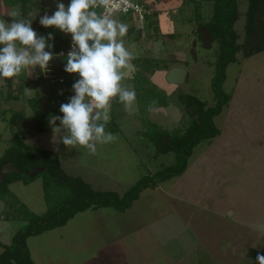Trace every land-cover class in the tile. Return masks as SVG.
<instances>
[{
  "label": "rangeland",
  "instance_id": "obj_1",
  "mask_svg": "<svg viewBox=\"0 0 264 264\" xmlns=\"http://www.w3.org/2000/svg\"><path fill=\"white\" fill-rule=\"evenodd\" d=\"M34 1L39 7L24 15L13 2L6 5L2 0L0 6L8 14L18 7L21 16L30 18L33 29L41 35L45 27L39 23L40 17L45 12L52 15L57 3L67 6V2ZM155 2L158 10L148 19H155L157 32L150 26L135 36L136 16L113 15L128 25L122 39L133 59L121 70V84L135 91L136 102L125 109L118 97L112 100L105 133L117 139L106 144L95 142V154L84 146L64 145L60 138L66 132L60 121H55L54 127L59 129L56 131L48 122L52 115L63 116L60 105L75 95L72 85L80 78L78 73L64 71L65 58L53 56L43 71L39 66L24 69L22 77L31 81L23 91L17 79L12 80V86L5 83L4 92L12 89L18 92V98L1 102L0 109L10 106L25 115L33 113L43 127L41 131L29 129L25 141L57 153L68 174L79 175L94 188L122 194L148 171L155 172L172 163L174 153L154 154L156 147L151 138L156 129L147 121L169 131L183 128L189 115L180 95L192 94L206 107L216 102L211 84L216 42L205 44L198 33L202 25L197 28L201 18L211 15L212 1ZM247 3L238 0L241 14L234 26L241 35ZM8 14L0 18L11 22ZM149 57L157 64L174 59L173 65L187 68V80L179 85L166 82L163 66L149 74L143 72V64L153 61L146 59ZM237 58L241 59L240 53ZM225 74L222 89L230 93V98L214 117L220 132L210 143L201 142L193 148L183 174L143 189L123 212L113 207L86 209L63 226L30 235L26 244L34 264H252L256 255L249 250L264 253V50L239 63H229ZM51 76L66 78L69 90L60 96H48ZM61 84L64 91L67 84ZM154 93L166 94L167 105H153L161 97ZM100 123L103 121L97 122ZM0 136L1 156L12 137L4 117L0 118ZM20 179L9 184L15 198L0 197V246L4 248L26 223L21 220V208L41 214L55 197L51 184L48 189L44 187L51 179L45 173ZM58 189L66 193L62 187Z\"/></svg>",
  "mask_w": 264,
  "mask_h": 264
},
{
  "label": "trees",
  "instance_id": "obj_2",
  "mask_svg": "<svg viewBox=\"0 0 264 264\" xmlns=\"http://www.w3.org/2000/svg\"><path fill=\"white\" fill-rule=\"evenodd\" d=\"M3 1L6 5H10L12 2L13 5H19L21 11H23L22 15L39 7L34 0ZM139 1L142 2L144 7L149 11L145 15L143 21L144 27L140 30V33L145 30L146 27L150 26H154V29L157 32L155 19H148L150 15L154 14L155 10H150L151 6L147 1ZM206 1H212V13L206 19L201 18L197 28L201 25L207 26L211 34V40L216 42V58L214 62L215 71L211 83L216 102L211 106L206 107L204 101H201L198 97L192 94L180 95V101L182 102L184 100V105H182L189 115L188 123L183 128L175 127L169 131L162 125L155 124L148 120L147 123H150L152 128L156 129V132L151 138L156 147L154 154L158 155L172 152L174 153V159L171 164L162 166L155 172L148 171L147 174L141 176L122 194L113 190L94 188L91 183L83 180L79 175L75 176L68 174L61 167L57 153L48 149L36 148L31 143L25 141L29 129H22L17 124V118L20 115H24L21 111L13 109L10 106L0 109V118L4 117L5 125L12 131V137L10 138L9 144L0 156V171L9 163L13 164L20 170L18 173H0V197L4 199H6V197H10L11 199L15 198L9 189V184L15 180L21 181L20 177L29 179L28 171L34 167H42L43 170L41 172L51 178L44 184L45 189H48L51 184L55 190V197H53V199L51 198L52 205L47 211L41 214H36L28 211L24 206L21 208V211L24 213H22L23 218H21V220L26 221V223L14 232L11 237V242L8 245H5L4 251L0 254V264H34V261L30 256L29 248L26 244L27 237L63 226L78 212L100 207H113L117 211H125L131 206L133 201L138 199L143 189L147 187H156L159 183L165 180L183 174L187 168L188 160L192 155L193 148L201 142L210 143L212 139L219 134L220 131L214 123V117L221 112L222 107L226 105L230 98V93H227L222 89V83L226 77V67L229 63H239L241 62V59H247L248 57L264 50V0H247L248 3L244 13L245 19L242 35L239 34L234 26L241 14L238 8V0ZM66 2L68 4L69 0H66ZM9 19L11 21L12 18ZM42 31L43 34L41 35L45 37H47L48 33H51L53 36V39L48 40V44H52L53 47L51 49H45L46 51H51L53 55L57 54L59 49L66 48L72 41L70 33H63L55 26L45 27ZM198 33L200 37L202 33L200 31H198ZM170 35L171 34H169V36ZM238 53L241 54V59L237 58ZM63 58L66 59V57ZM146 59L152 58L149 57ZM152 60L153 61L148 60L146 65L143 64V72L147 74L152 73L158 68V66H163L167 70V68L173 65L175 61L174 59H171L167 62L157 64L155 59ZM136 71L138 74L141 73L138 72V70ZM23 73L25 74L24 70L18 74V78L17 76L7 78L6 84L12 86V80L14 81L17 79L20 82L18 87H21V90L23 91L31 81L22 77ZM37 78L34 80L37 81ZM144 78L150 82L149 77L145 76ZM64 84L67 85L65 86L64 91H62L63 84L52 82L49 79L48 96L50 94L59 95L62 92L66 93V91L69 90L70 85L66 78L64 79ZM5 85L0 87V107L1 102H9L10 100L18 98V92L14 93L12 89L4 92ZM149 89L153 91V89ZM153 95H156V97L161 95V97L157 99L158 102L153 105H167L168 100L166 94L154 93ZM153 95H150L152 96V99ZM34 99L35 98H30V101H34ZM193 105L195 106L192 107ZM190 108L191 110L188 112V109ZM25 117H34L36 124L34 129L36 131H41L43 129L42 125L37 121L35 114L29 113ZM148 132L151 133L150 130H148ZM164 136L166 137V140L164 139ZM36 175L37 174H35L32 179L35 178ZM24 182H26V180ZM59 187L65 189L66 193L62 194L58 189ZM57 192H60L59 196L56 195ZM8 203L12 205L11 200ZM17 204L18 202L15 203V205ZM8 206L13 207L10 205ZM0 244L3 245L1 242ZM248 253L257 255L258 252L256 250H249ZM259 253L264 254L262 252ZM255 261L256 258H254L252 264H256Z\"/></svg>",
  "mask_w": 264,
  "mask_h": 264
},
{
  "label": "clouds",
  "instance_id": "obj_3",
  "mask_svg": "<svg viewBox=\"0 0 264 264\" xmlns=\"http://www.w3.org/2000/svg\"><path fill=\"white\" fill-rule=\"evenodd\" d=\"M121 4L127 6L128 0H69L67 6L57 3L52 15L45 12L39 19L44 27L55 26L71 34L73 50L66 54L64 71L80 77L72 85L75 95L60 105L63 116H50L49 125L54 131L59 130L54 127L59 120L66 132L60 138L62 143L84 146L92 154L96 152L95 142L106 144L117 139L112 133H105L112 100L118 97L125 109L136 102L135 91L121 84V70L133 59L122 39L128 25L113 18ZM8 16L11 22L0 18V80L17 76L26 68L39 66L46 70L53 58V53L45 50L53 47L48 44L52 34L38 36L32 20L22 17L18 7ZM98 121L103 123L98 125ZM255 262L264 264V254L258 252Z\"/></svg>",
  "mask_w": 264,
  "mask_h": 264
},
{
  "label": "water",
  "instance_id": "obj_4",
  "mask_svg": "<svg viewBox=\"0 0 264 264\" xmlns=\"http://www.w3.org/2000/svg\"><path fill=\"white\" fill-rule=\"evenodd\" d=\"M200 32L202 33V41L205 44H208L211 40V34L208 30L207 26H202L200 28ZM137 35H139V31L136 30ZM195 45V43L193 44ZM188 74V70L185 66L182 65H171L165 72V80L170 84H182L185 82ZM17 124L22 129H32L35 128V119L33 117L26 118L25 115H20L17 118ZM166 140V137L164 138ZM43 170L42 167H34L28 171V176L32 178L35 174L40 173ZM13 172H20V170L14 166L13 164H6L0 171L1 174H11ZM4 247L0 246V254L4 251Z\"/></svg>",
  "mask_w": 264,
  "mask_h": 264
},
{
  "label": "built area",
  "instance_id": "obj_5",
  "mask_svg": "<svg viewBox=\"0 0 264 264\" xmlns=\"http://www.w3.org/2000/svg\"><path fill=\"white\" fill-rule=\"evenodd\" d=\"M97 11H103V9H97ZM148 9H146L143 5L142 2H140L139 0H128V5H124V4H121L120 5V8H118L114 13H123V14H129V15H134L136 16V18L138 19V22H137V25H136V29L138 31L142 30L143 29V21L145 19V15L148 13ZM70 50H73V45H72V41L70 42V44L66 47V48H62V49H59V51L57 52V54H55L56 56H60V57H66V54L68 51ZM61 53H63V55H60ZM53 55V56H55ZM7 78L3 79V80H0V82L2 81V84L3 82L6 80ZM50 80L52 82H55V83H62L64 81V79L59 76H51ZM1 84V85H2ZM0 85V87H1Z\"/></svg>",
  "mask_w": 264,
  "mask_h": 264
},
{
  "label": "crops",
  "instance_id": "obj_6",
  "mask_svg": "<svg viewBox=\"0 0 264 264\" xmlns=\"http://www.w3.org/2000/svg\"><path fill=\"white\" fill-rule=\"evenodd\" d=\"M2 0H0V4H1ZM147 3L150 4V10L152 11L153 9L156 11L158 10L157 7H156V2L155 0H147ZM3 7V6H2ZM0 6V17H2L3 14H8L7 12H5V10ZM156 18V17H155ZM134 35L136 36L137 33L136 31L134 32ZM140 35V34H139ZM41 72V70H39Z\"/></svg>",
  "mask_w": 264,
  "mask_h": 264
},
{
  "label": "flooded vegetation",
  "instance_id": "obj_7",
  "mask_svg": "<svg viewBox=\"0 0 264 264\" xmlns=\"http://www.w3.org/2000/svg\"><path fill=\"white\" fill-rule=\"evenodd\" d=\"M188 75V74H187ZM25 115V114H24ZM26 116V115H25ZM27 118V117H26Z\"/></svg>",
  "mask_w": 264,
  "mask_h": 264
}]
</instances>
